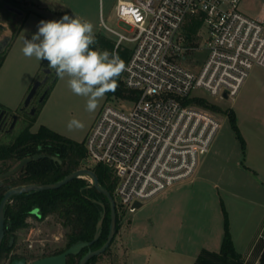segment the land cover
Segmentation results:
<instances>
[{"label":"built area","instance_id":"obj_1","mask_svg":"<svg viewBox=\"0 0 264 264\" xmlns=\"http://www.w3.org/2000/svg\"><path fill=\"white\" fill-rule=\"evenodd\" d=\"M240 1L117 0L115 15L130 30L99 22L117 35L114 50L131 42L121 80L138 96L129 99L127 111L105 104L84 146L87 156L111 170L113 193L128 213L138 208L134 202L147 203L191 179L209 150L219 120L186 98L201 90L232 99L252 67L264 68V22L245 14ZM195 14L207 32L206 55L197 70L180 60L195 48L182 31L187 16Z\"/></svg>","mask_w":264,"mask_h":264},{"label":"rangeland","instance_id":"obj_2","mask_svg":"<svg viewBox=\"0 0 264 264\" xmlns=\"http://www.w3.org/2000/svg\"><path fill=\"white\" fill-rule=\"evenodd\" d=\"M116 1L117 0H18L17 5L23 9L30 10L32 14L19 27L20 18L17 19L15 24L16 27H18L16 28V33L19 31L20 36L18 40L13 43L7 56L2 58V66L0 67V104L8 109L19 110L34 82L36 73H40L42 67L48 66L47 61H38L34 57L28 58L22 53L24 39H32V36L38 31V24L41 20H59L64 15L80 17L83 20L90 21L94 25L95 35L101 33L115 43L117 35L106 27L100 25L99 22L103 19L106 25L116 30H130V26L117 19L115 15ZM3 2L4 0H0L1 5ZM261 2L262 0H241L239 8L251 17H256L258 13V16L264 19V7L261 5ZM186 20L182 23V30ZM195 34L197 36V44L194 45L195 48L189 49L185 53L184 58H181L180 60L189 68L197 70L201 66L206 54L205 49H203V43L207 32L202 20ZM124 46L131 49L132 44L131 42H123L119 48ZM103 50L105 49H102L101 51ZM259 68V66L252 67L248 75H250L254 69ZM260 69L264 68L261 67ZM67 79V77L60 79L56 75L54 80L48 82L49 88L42 101H39L38 91H36L30 103L31 107L34 104L37 107L34 113L31 114L32 118L29 125L31 131H36L40 124H44L49 129L58 132L62 136L68 137L84 145L89 129L105 104L115 105L117 108L125 111L129 110L132 106V101L127 98L106 94L100 101L97 110L90 113L86 111V99L74 95L70 91L67 85ZM28 84H30V86L27 88ZM23 92H25V95L22 98L21 94ZM198 95L204 96L208 101L216 104L222 110L214 111L199 106L210 111L218 118L220 128L219 134L218 132L217 134L220 146L225 144L227 146L226 151H230L232 145L237 147L239 141L231 127L228 116L224 113V110L232 109L233 98L236 95L232 99H220L212 97L201 90L198 92ZM72 119L82 121L85 127L82 130L74 129L69 131L67 124ZM22 124L23 123H18L15 126L13 133L10 136L11 138L21 130ZM214 154H217V151H214ZM9 163L12 164L13 161L11 160ZM96 163V161L86 154L83 160V167L91 168V166ZM207 170L210 171L211 169ZM84 178L87 179V176L85 175ZM183 182L185 181H182L181 185H179L180 183H176L171 188L164 190L166 192L163 196L157 195L158 197L156 196L151 199V201L142 204L133 213H128L127 209L120 204L119 198L113 193V198L116 203V214L120 221L119 230L114 234L108 248L96 256L97 258L94 264H123L125 250L123 248L122 240H124L123 235L129 220L133 218L134 224L139 225L141 229L146 226L151 228L150 225L152 224V220H155L156 223L160 224L161 222L158 221V209L169 206V203L176 201L181 195H185L192 190L191 183ZM242 187H245L246 189L247 184L242 185ZM174 195H176V199H172ZM176 204H178V202L174 203V205ZM216 206L217 204L215 202V207ZM206 207L211 209L212 203H209ZM159 218H161V216H159ZM26 221L28 225L16 231V239L15 241H12L13 247L11 251L8 252L7 256H2L0 264H7L10 255L13 253L17 255L21 254L27 258V261H31L33 259L30 258L34 255L36 256L52 252L64 245L66 239L64 233L66 228L61 225L55 215L50 214L41 220L36 219L34 216H29ZM254 252H256V249ZM256 257H259V252L253 254L248 261L253 264L252 260Z\"/></svg>","mask_w":264,"mask_h":264},{"label":"crops","instance_id":"obj_3","mask_svg":"<svg viewBox=\"0 0 264 264\" xmlns=\"http://www.w3.org/2000/svg\"><path fill=\"white\" fill-rule=\"evenodd\" d=\"M256 17L264 22L258 13ZM19 36L18 31L5 56ZM260 68L247 76L233 98L232 109L244 148L238 140L237 147L232 145L226 151L227 146H220L218 141V129L196 173L183 182L191 183L192 190L158 209L161 223L152 220L151 228L141 229L133 218L129 220L122 240L123 264H194L203 251L218 254L224 235L223 207L241 264H251L248 260L253 254L259 252L260 256L264 247V69ZM209 203L211 209L206 207ZM252 261L256 264L259 257Z\"/></svg>","mask_w":264,"mask_h":264},{"label":"trees","instance_id":"obj_4","mask_svg":"<svg viewBox=\"0 0 264 264\" xmlns=\"http://www.w3.org/2000/svg\"><path fill=\"white\" fill-rule=\"evenodd\" d=\"M201 20L200 14L189 15L184 24L183 33L186 35L187 42L192 46L197 44V36L195 33L201 24ZM95 37L98 41L93 46L95 49H105L112 52L115 44L113 41L101 33L96 34ZM116 51L126 61L131 49L124 46L122 48L117 47ZM107 95H116L127 99H134L138 96L137 91L127 88L120 77L118 78L116 91L109 92ZM185 102H191L192 104L214 111H222L219 106L208 101L204 96L186 98ZM224 113L228 116L231 127L243 149L244 141L237 127L233 109L224 110ZM15 145L17 160L36 153H42L44 156L31 159L19 170L14 179H7L9 181L1 183L0 199L7 189L15 185L42 184L59 181L70 172L83 167V160L86 156L85 146L82 143L62 136L44 125H40L36 131L24 130L16 137ZM10 152V145H2L0 148V158H9ZM53 156H56L58 160L53 159ZM91 169L96 174L100 186L107 189L113 195L114 180L109 167L102 163H96L91 166ZM88 184L86 178L74 177L57 188L33 189L11 195L3 207L5 235L0 242V261L2 256H7L13 247V245H9V235H13L16 239V231L28 225L26 219L29 216H34L36 219L41 220L53 214L61 225L66 228L64 233L66 239L62 247L49 253L34 255L30 259L59 253L78 241H90L96 231L97 222L103 215L98 237L90 246L83 247L76 254H69L66 259V264H78L80 257L89 247L95 249L101 246L106 240L109 230L110 204L108 198L102 192L98 191L93 185ZM34 208H37L36 213L32 212ZM222 209L224 216V235L220 252L213 254L203 251L194 264H241V255L235 250L232 243L227 212L224 207ZM119 223L120 221L116 214L115 233L119 230ZM96 256L89 258L85 264H94L97 258ZM16 257L24 256L13 253L10 255L7 264ZM256 264H264V247L261 250L259 261Z\"/></svg>","mask_w":264,"mask_h":264},{"label":"clouds","instance_id":"obj_5","mask_svg":"<svg viewBox=\"0 0 264 264\" xmlns=\"http://www.w3.org/2000/svg\"><path fill=\"white\" fill-rule=\"evenodd\" d=\"M97 43L90 21L64 15L59 20H41L32 39H24L22 53L47 61L60 79L67 77L68 88L86 99V111L91 113L107 93L116 91L118 78L127 70L118 51L95 49ZM84 127L77 119L67 124L69 131Z\"/></svg>","mask_w":264,"mask_h":264},{"label":"water","instance_id":"obj_6","mask_svg":"<svg viewBox=\"0 0 264 264\" xmlns=\"http://www.w3.org/2000/svg\"><path fill=\"white\" fill-rule=\"evenodd\" d=\"M40 85L39 81H35L29 92L27 93L25 100L23 101L22 106L19 108V111L27 112V109L30 107L31 99L34 96V94L37 91L38 86ZM35 111L34 107H30L29 114H33ZM14 124V123H13ZM12 124V126H13ZM44 154L42 153H36L34 155H29L21 158L18 163L12 168L3 173L1 176H8L12 173L17 172L19 169H21L27 162H29L31 159H37L40 157H43ZM53 159L58 160L56 156L52 157ZM84 175H89L92 179V185L100 192H102L109 200L110 204V224H109V230L106 237V240L102 243L101 246L95 249H88L83 255L80 257L78 264H85L89 258L96 256L100 253H102L110 244L112 241L114 234H115V228H116V203L113 198V195L105 188L100 186L97 176L94 173V171L91 168L88 167H81L78 168L69 174H67L64 178H62L59 181L55 182H48V183H42V184H26V185H16L9 189H7L1 199H0V242L2 241L5 230H4V215H3V207L5 202L9 199V197L16 193L26 192L33 189H50V188H57L61 186L62 184L68 182L69 180L73 179L74 177H83ZM134 205L136 207H140L142 204L140 202H134ZM32 212L36 213L37 208H34ZM103 221V215L99 218L97 225H96V231L94 233L93 238L90 241H78L64 250H62L59 253L55 254H49L42 257L35 258L31 261H27L24 257H16L13 258L9 264H66V259L69 254H76L78 253L83 247L90 246L91 243L98 237L100 227ZM13 237H11L10 240H12Z\"/></svg>","mask_w":264,"mask_h":264},{"label":"flooded vegetation","instance_id":"obj_7","mask_svg":"<svg viewBox=\"0 0 264 264\" xmlns=\"http://www.w3.org/2000/svg\"><path fill=\"white\" fill-rule=\"evenodd\" d=\"M17 4H18V0H4L2 5L0 3V64L2 58L5 56L6 52L9 50V47L12 44V40L16 34V28L21 26L23 22L32 14L30 10H27L25 8L23 9ZM18 18H20V23L18 27H16L15 24ZM56 75L57 74L55 70L50 69L48 66L42 67L41 72L36 73L34 82L35 81L40 82V85L37 88L39 101H42V99L45 97L47 93V89L49 88L48 82L54 80ZM30 107L27 109V112H22L19 111L18 109H8L2 104H0V148L2 145L11 146V152L9 158H4V159L0 158V184L9 181L7 179L10 180L14 179L20 170L19 169L17 172L12 173L11 175L8 176H1L9 169H12L21 159V158L19 160L16 159L15 141H16V137L20 133H22L26 129H29V125L31 123V118H32V115L29 114ZM33 107L36 110L37 107L35 104L33 105ZM18 123H23L22 128L16 135H14L11 138L10 136L13 133L15 126ZM11 160L13 161L12 164L9 163ZM22 185H26V184H22ZM11 237H13L12 240H10ZM8 240H9V245L12 246L13 245L12 241H15V238L13 235H9ZM88 249H93V248L89 247Z\"/></svg>","mask_w":264,"mask_h":264}]
</instances>
